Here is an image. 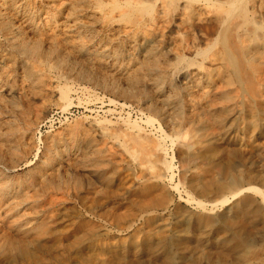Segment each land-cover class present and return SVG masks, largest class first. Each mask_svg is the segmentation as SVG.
<instances>
[{"label":"rangeland","instance_id":"obj_1","mask_svg":"<svg viewBox=\"0 0 264 264\" xmlns=\"http://www.w3.org/2000/svg\"><path fill=\"white\" fill-rule=\"evenodd\" d=\"M225 1L0 0V264H264V83L227 85L221 58L224 35L264 33V0ZM153 58L160 78L113 91Z\"/></svg>","mask_w":264,"mask_h":264},{"label":"bare ground","instance_id":"obj_2","mask_svg":"<svg viewBox=\"0 0 264 264\" xmlns=\"http://www.w3.org/2000/svg\"><path fill=\"white\" fill-rule=\"evenodd\" d=\"M177 1V0H176ZM197 1V0H196ZM207 1V0H206ZM225 1V0H224ZM7 2V1H6ZM168 2V1H166ZM174 0H169V4H173ZM205 2V0H204ZM243 0H226L225 3L227 4L228 8L226 10V16L228 17H232L234 19L233 16H237L238 14H241V17H244V4H243ZM15 3V2H14ZM211 3V2H210ZM5 4V3H4ZM12 4V3H11ZM145 4V3H144ZM144 4L140 3H135V6H131L128 11L126 12V15L129 16V14H133L135 15V17H139L140 18H144L148 15H151V8L149 6H145ZM148 4V3H147ZM146 4V5H147ZM166 4V3H165ZM175 4V3H174ZM224 4V3H223ZM247 4V3H246ZM8 5V4H7ZM153 6V5H152ZM170 6V5H169ZM263 6V5H262ZM168 7V6H166ZM264 10V9H263ZM11 11L13 13L17 14V8H12ZM19 11V10H18ZM87 14V13H86ZM247 16V15H245ZM264 16V13H263ZM152 17V16H151ZM240 17V18H241ZM138 19V18H137ZM236 19V18H235ZM246 17L242 20H245ZM86 25L88 27V25H93L96 22V19H94L93 16H86ZM139 20L135 23H139ZM142 23V22H141ZM234 25V24H233ZM4 26L6 31H8V24L7 21H4ZM238 26H239V22H238ZM243 26V25H242ZM248 26V25H247ZM240 27V26H239ZM82 28V27H81ZM77 28V35L78 37L84 39H89L90 35L89 32L82 31V29ZM236 29V27H235ZM233 30V29H232ZM235 31V30H234ZM95 32V31H94ZM237 33V32H236ZM230 34V33H229ZM121 35V34H120ZM116 36V35H115ZM113 38V37H112ZM122 38V37H120ZM222 41L221 43H223L224 45H226L224 53L222 55L221 58H223V60L226 63V66L223 68L224 69V77H225V83L229 86H234L237 85L239 89H249L250 88V92L251 94L256 97L257 94L259 93L258 90V85L260 83H264L263 80L264 78L261 75V66L259 64V62H263L264 61V33H260L259 31H257L254 27L249 30H245L243 31L241 37H240V44H234L232 45L231 43L228 42L227 39V35H224L223 38H221ZM23 40V39H22ZM63 41V40H62ZM67 41V40H66ZM234 41V40H233ZM119 42V41H118ZM231 44V45H230ZM99 45H101L100 42L95 41V40H91L89 43V46L92 48H96ZM65 47V46H63ZM82 48V47H81ZM69 50L68 47H66V49H62V48H57L54 49L51 52H43L41 51V48L36 44V45H30L27 44L25 42H21L18 45V51L26 56H40L43 58H55L56 59V66L57 67H62L65 64H69L70 66H74L73 64L70 63L69 61V57H68V53L67 51ZM89 51V50H88ZM98 51V50H97ZM155 55V54H154ZM119 57V56H118ZM152 58V57H151ZM23 61V60H22ZM160 61V60H159ZM100 62V61H99ZM119 65V64H118ZM116 66V64H115ZM125 66V64L123 65ZM137 66V65H135ZM139 66V65H138ZM74 67H71V69ZM102 68H106V66L102 65ZM128 68L127 66L124 68V71H122V77L124 78L125 83H128V89L124 90L120 87H118L116 84H112L111 88L113 89V91L117 92L118 94L122 95H130L129 94V90L133 91L136 90L141 81H142V77L145 78V74L149 76V78L151 79L150 81H153V78H160V72L157 68V59L153 58L152 60H150L148 63H146L144 66H142L141 70L140 68H136L135 70H129L126 69ZM100 69V68H99ZM117 69H121V67L117 66ZM144 69V70H143ZM200 69V68H199ZM204 69V68H203ZM163 74V72H162ZM81 76H84L85 78H89V79H93V77L89 76L88 74L85 73H81ZM195 75V74H194ZM197 76V75H196ZM199 76V75H198ZM195 79V77H194ZM147 82H149L147 80ZM192 82V81H191ZM196 83V80L194 81ZM193 82V83H194ZM153 83V82H152ZM160 84V83H159ZM158 84V85H159ZM191 84V83H190ZM195 85V84H194ZM189 86V85H188ZM262 86V85H261ZM189 88V87H188ZM221 88V87H220ZM186 89V88H185ZM229 89V88H228ZM188 91V90H187ZM190 91V89H189ZM245 91V90H244ZM248 91V92H249ZM232 92V91H231ZM134 92H132L133 94ZM192 93V92H191ZM194 93V91H193ZM244 93V92H243ZM180 94V93H179ZM178 94V96H179ZM190 94V93H189ZM188 94V95H189ZM230 92H225L222 93L221 98L224 99L223 101H231L232 100V96L229 95ZM261 95V94H260ZM62 98L64 100H67L69 97V90H63L62 94H61ZM191 97V96H190ZM252 97V98H254ZM188 101V100H187ZM70 102V101H69ZM178 102V101H176ZM193 102V101H192ZM175 103V102H174ZM185 105V104H184ZM178 106V110H177V116L178 117H182L183 116V108L180 105ZM252 113L254 111H256V113L254 114V118H261L263 111H264V102H262L261 99H253V103H252ZM10 117V116H9ZM197 118V117H196ZM183 119V118H182ZM213 119V118H211ZM184 120V119H183ZM208 120V119H207ZM214 120V119H213ZM221 119H219V117H217L215 119L216 121H220ZM184 122V121H183ZM182 122V123H183ZM209 121H205L204 124L202 125L201 129L202 130H206L209 127ZM217 123V122H216ZM8 125V124H7ZM1 126V125H0ZM9 127H11L9 129V132L5 133L7 137H11L13 135H15V129L12 127V124H9ZM197 131V130H196ZM198 132V131H197ZM1 133V132H0ZM118 136V135H117ZM115 136V137H117ZM136 137V136H135ZM143 138V137H142ZM146 138V137H144ZM132 139V138H131ZM150 139V138H148ZM4 140V139H3ZM10 143H14L15 141H11V138L9 140ZM135 144L138 145L139 141L138 140H134ZM157 146V145H156ZM142 149L143 146L141 145ZM149 147V146H148ZM150 150V149H149ZM213 151V149H210L209 151ZM208 151V150H207ZM207 153V152H206ZM146 154V153H145ZM145 156V155H144ZM150 157V156H149ZM140 161V160H139ZM147 162V161H146ZM1 163V162H0ZM232 165V164H231ZM231 165H228L227 167L229 168L228 173H230V170L232 169ZM227 168V169H228ZM39 173V172H38ZM11 182V181H10ZM9 182V183H10ZM236 180H232L229 184L231 186H233L235 184ZM7 185V184H6ZM153 186V185H152ZM8 188V187H7ZM155 188V186H154ZM145 189V188H144ZM156 189V188H155ZM232 189V188H231ZM6 192V190H4ZM5 194V193H3ZM8 196V195H7ZM164 198V197H163ZM214 224V223H213ZM238 243V241H237ZM248 245V244H247ZM250 245V244H249ZM238 247V246H237Z\"/></svg>","mask_w":264,"mask_h":264}]
</instances>
